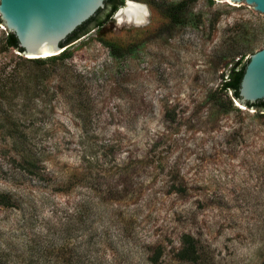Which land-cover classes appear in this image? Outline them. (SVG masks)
<instances>
[{"label": "rangeland", "instance_id": "rangeland-1", "mask_svg": "<svg viewBox=\"0 0 264 264\" xmlns=\"http://www.w3.org/2000/svg\"><path fill=\"white\" fill-rule=\"evenodd\" d=\"M133 1L145 24L114 12L43 65L0 26V264L264 263V113L221 87L264 20ZM181 1L174 25L163 10ZM186 235L194 262L177 256Z\"/></svg>", "mask_w": 264, "mask_h": 264}, {"label": "water", "instance_id": "water-1", "mask_svg": "<svg viewBox=\"0 0 264 264\" xmlns=\"http://www.w3.org/2000/svg\"><path fill=\"white\" fill-rule=\"evenodd\" d=\"M225 1L249 10L264 20V0ZM105 2L106 0H0V26L16 36L20 52L26 58H42L47 61L49 56H57L65 49L66 38L103 9ZM107 9L100 12L99 18L104 16ZM238 95L239 98L235 99L239 101V106L249 108L254 114L259 110L246 103L264 100V46L248 56L239 82Z\"/></svg>", "mask_w": 264, "mask_h": 264}, {"label": "trees", "instance_id": "trees-1", "mask_svg": "<svg viewBox=\"0 0 264 264\" xmlns=\"http://www.w3.org/2000/svg\"><path fill=\"white\" fill-rule=\"evenodd\" d=\"M122 3H124V0H106L105 2V7L104 8H108L106 13L104 14V16L102 18H99L100 12L104 9H100L95 16H93L92 18H90L89 20H87L86 22H84L83 24H81L76 30H74L65 40L66 42H71L77 38H79L81 35L85 34L86 32H88V30L90 29V27L94 24H96L97 26H101L104 22H106L108 20V18L110 16L113 15V13L117 10L118 6L121 5ZM185 6H186V2L181 1V2H177V3H171L169 4L163 11L164 13L169 17V20L172 24H180L183 22L184 16H185ZM0 23H2V20L0 19ZM4 46L7 48L9 47H13L18 49L19 51L21 50L18 47V42H17V38L16 36L10 32L7 31V34L5 36V40H4ZM108 47L110 49V52L113 56H123L125 53H127V48H123L122 46L115 44V43H109ZM69 55L68 52H61L60 54H58L57 56H49V60L48 61H61L64 60L67 56ZM47 58V57H46ZM24 61H31V62H35L36 64L39 65H43L45 64L44 60L42 58H25L23 59ZM240 59L236 60L235 62H233V64L231 65L229 72H228V76L226 77V79L223 81L222 84V89L223 90H230L232 93V97L233 98H239L238 95V88H239V82L241 80L242 74H243V70H244V65L239 66ZM4 90V89H3ZM6 91V89H5ZM230 103H232L231 99ZM247 106H254L256 108H258L259 110L263 111L264 113V100H259L258 102L255 103H246ZM177 256L179 259L182 260H187V261H191L194 262L197 259V248L196 245L193 241V239L191 238V236L186 235L183 238L182 241V246L181 248L178 250L177 252ZM5 264V263H2ZM264 264V263H263Z\"/></svg>", "mask_w": 264, "mask_h": 264}, {"label": "bare ground", "instance_id": "bare-ground-1", "mask_svg": "<svg viewBox=\"0 0 264 264\" xmlns=\"http://www.w3.org/2000/svg\"><path fill=\"white\" fill-rule=\"evenodd\" d=\"M148 12L144 4L133 0H126L124 6L116 11L114 18L118 23L127 22L133 25H143L147 21Z\"/></svg>", "mask_w": 264, "mask_h": 264}]
</instances>
